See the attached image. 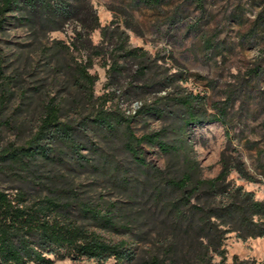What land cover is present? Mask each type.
<instances>
[{
	"label": "rangeland",
	"instance_id": "1",
	"mask_svg": "<svg viewBox=\"0 0 264 264\" xmlns=\"http://www.w3.org/2000/svg\"><path fill=\"white\" fill-rule=\"evenodd\" d=\"M87 1L101 25L89 36L91 45L87 47L80 41L79 35L87 38V33L78 21L37 34L14 18L6 24L0 46L14 97L4 113L11 125L0 130V150L10 143L22 145L31 137L50 99L60 105L65 122L80 123L100 107L133 116L131 127L141 137L167 126L152 115L134 116L142 105H157L167 95L198 94L205 98L210 113L224 114L220 121L188 129L192 157L199 162L203 177L214 178L220 173L221 155L228 148V155L240 158L257 183L243 181L236 174L230 179L264 200V0ZM128 50H138L137 56L127 55ZM88 62L89 74L96 76L92 103L72 75L77 64ZM116 63L111 74L109 69ZM88 136L86 146H91L88 141L92 139L97 148L132 168L119 139ZM142 148L153 165L176 172L178 161L162 154L157 146L145 144ZM61 153L59 158L35 161V178L0 173V188L7 192L25 189L34 195V184L43 182L73 186L95 201L127 200L121 191L108 190L109 184L96 170L78 166L67 151ZM81 154L94 164L96 157L88 147ZM149 194L144 188L138 191L135 208L139 219L131 234L105 235L128 241L135 260L127 264L157 257L163 264L197 260L198 230L174 231L165 214L152 206ZM225 249L226 264H234L235 257L264 263V237L242 241L230 234ZM219 260L214 258L215 263ZM55 264L97 263L65 260Z\"/></svg>",
	"mask_w": 264,
	"mask_h": 264
},
{
	"label": "trees",
	"instance_id": "2",
	"mask_svg": "<svg viewBox=\"0 0 264 264\" xmlns=\"http://www.w3.org/2000/svg\"><path fill=\"white\" fill-rule=\"evenodd\" d=\"M11 18L34 34L46 28L60 30L65 24L78 21L87 33V38L79 35L84 47L91 45L89 36L101 28L97 13L87 0H0V35ZM125 53L136 57L138 50ZM90 67L91 62L77 64L72 75L92 103L96 76L89 74ZM117 67L116 63L109 69L111 74ZM10 84L0 46V130L11 125L4 119L14 97ZM158 102L142 105L134 116L152 115L167 126L138 137L131 127L133 116L100 107L80 123L65 122L60 105L50 99L31 137L22 145L10 143L0 150V173L20 178H35V161L59 158L62 151H67L78 166L96 170L109 184L108 190H119L127 199L95 201L73 186H48L43 182H34V195L25 189L7 192L0 188V264H55L65 260L106 264L111 259L116 264L133 262L135 252L128 241H115L105 234L133 232L139 219L135 204L140 188L150 192L148 200L165 214L174 231L198 230L197 260L187 264H226L225 241L230 234L242 241L264 237V200L230 179L236 174L243 181L257 183L244 162L228 155L226 148L220 159V173L204 178L199 162L192 157L189 127L220 121L224 114L210 113L205 98L198 94L167 95ZM90 133L119 139L131 158L132 168L97 148L90 138L91 146H86ZM227 141L231 144L229 133ZM145 144L157 146L162 154L178 161L176 172L169 173L149 162L142 148ZM84 147L95 155L94 164L81 154ZM215 257L220 258L219 262H214ZM142 264L163 263L157 257ZM234 264L256 263L235 257Z\"/></svg>",
	"mask_w": 264,
	"mask_h": 264
}]
</instances>
